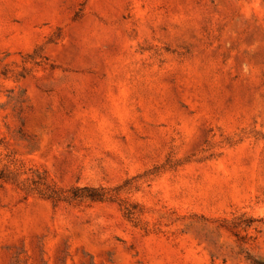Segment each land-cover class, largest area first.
Returning <instances> with one entry per match:
<instances>
[{
    "label": "rangeland",
    "instance_id": "1",
    "mask_svg": "<svg viewBox=\"0 0 264 264\" xmlns=\"http://www.w3.org/2000/svg\"><path fill=\"white\" fill-rule=\"evenodd\" d=\"M0 264H264V0H0Z\"/></svg>",
    "mask_w": 264,
    "mask_h": 264
}]
</instances>
